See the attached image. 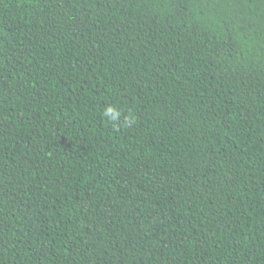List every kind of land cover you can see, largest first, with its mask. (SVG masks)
Wrapping results in <instances>:
<instances>
[{
	"label": "trees",
	"instance_id": "1",
	"mask_svg": "<svg viewBox=\"0 0 264 264\" xmlns=\"http://www.w3.org/2000/svg\"><path fill=\"white\" fill-rule=\"evenodd\" d=\"M0 264H264V0H0Z\"/></svg>",
	"mask_w": 264,
	"mask_h": 264
},
{
	"label": "clouds",
	"instance_id": "2",
	"mask_svg": "<svg viewBox=\"0 0 264 264\" xmlns=\"http://www.w3.org/2000/svg\"><path fill=\"white\" fill-rule=\"evenodd\" d=\"M103 115L109 120V122L115 123L117 120H119L120 112L115 106L108 105L104 109ZM132 122L133 121L130 117L124 121L126 124H130Z\"/></svg>",
	"mask_w": 264,
	"mask_h": 264
}]
</instances>
